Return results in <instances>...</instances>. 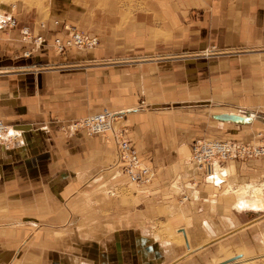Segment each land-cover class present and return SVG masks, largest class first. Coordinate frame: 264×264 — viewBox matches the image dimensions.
Listing matches in <instances>:
<instances>
[{
    "label": "crops",
    "instance_id": "0c3cea01",
    "mask_svg": "<svg viewBox=\"0 0 264 264\" xmlns=\"http://www.w3.org/2000/svg\"><path fill=\"white\" fill-rule=\"evenodd\" d=\"M137 1L144 4L133 9ZM50 6L45 28L39 14L25 20L17 7L9 12L16 26L0 29V118L20 132V141L0 144V264H211L228 228L216 233L218 192L197 189L190 144L264 133V0ZM53 19L78 22L98 43L54 52L64 29ZM23 25L46 37L30 55ZM103 105L123 111L114 127L127 125L155 171L151 183L130 184L111 133L60 130L63 119ZM230 110L247 119L216 117ZM226 162L227 178L264 170L261 156ZM187 189L194 195L178 204ZM165 226L179 229L183 243Z\"/></svg>",
    "mask_w": 264,
    "mask_h": 264
},
{
    "label": "built area",
    "instance_id": "2783aa9c",
    "mask_svg": "<svg viewBox=\"0 0 264 264\" xmlns=\"http://www.w3.org/2000/svg\"><path fill=\"white\" fill-rule=\"evenodd\" d=\"M2 16L0 19L1 28H14L17 24L16 16L12 14ZM54 24L64 29L63 35H57L53 38L52 49L58 53L68 47H77L80 49H90L95 46L99 37L96 34H87L68 21L53 19ZM40 28H45L46 21L40 20ZM23 41L28 45L23 50L25 55H30L32 50L44 44L45 36L33 30L28 25L20 27ZM33 43L29 46L30 43ZM123 111L112 110L104 107L91 114L77 117L60 124V130L65 134H74L78 131H85L88 134L101 133L107 134L111 131L114 136L117 159L123 165L126 178L131 184L136 186L140 184H149L153 181L155 171L150 165L142 159L139 150L133 141L126 135L127 127L121 124L114 127V119H121ZM12 125L0 118V144L9 146L20 141V132L13 131ZM261 134V132L259 133ZM191 158L196 166L202 171L203 177L207 183L221 184L227 178V160L228 159H252L254 157H264V136L258 141H246L241 138H195L190 144ZM218 172V173H217ZM190 196L185 192L182 194L181 201Z\"/></svg>",
    "mask_w": 264,
    "mask_h": 264
},
{
    "label": "rangeland",
    "instance_id": "374dc122",
    "mask_svg": "<svg viewBox=\"0 0 264 264\" xmlns=\"http://www.w3.org/2000/svg\"><path fill=\"white\" fill-rule=\"evenodd\" d=\"M51 1H53V0H0V14H2V16L4 15L6 17V15L11 14L9 12L15 11L13 9L18 7V11H16V12H18V16L25 19V20L36 17V15L38 16V14H39L38 17H41V20L42 19L45 20L47 17L52 16L51 15L52 6H50ZM135 4L136 5H133L134 6L133 9H140V7L144 3L137 1ZM14 5H16L15 8L14 7L12 8V6H14ZM56 6H58V4H56ZM5 11L7 13L3 14V12H5ZM12 15L15 16L14 14H12ZM2 16H0V17H2ZM71 24H73V25L75 24L77 26V28L80 27L78 22L77 23H71ZM21 36H22V34H21ZM86 50H90V49H86ZM54 52H56V51L54 50ZM56 53H58V52H56ZM106 106L103 105L99 109H94L91 112H88V113L82 114V115H78L77 117L85 116V115L91 114L92 112L99 111ZM110 109L117 110L114 108H110ZM119 111H121V110H119ZM231 112L232 111L230 110L229 113H231ZM77 117H74V118H77ZM123 117H124V115H123ZM123 117H121V119L119 121H122ZM74 118H71V119H74ZM71 119H63L62 121H60V124L63 121H68ZM126 127H127V125H126ZM108 132L111 133L110 130ZM259 133L257 134L255 139L246 140V141L253 142V141H258V140L262 139V137L264 136V133H262V132H261V134H259ZM98 134H101V133H98ZM88 135H92V134H88ZM196 138H205V137H196ZM243 140H245V139H243ZM116 157H117V153L115 155V158ZM263 160H264V157H263ZM197 173H198L197 176L200 177L199 179H201L203 181V182H200V185H198L199 187L197 188V189H199V191L202 194L205 192L211 193V191L218 192V195L211 194V197L216 196V199H217V204H214L212 207V210L216 211V213H217V214L213 215L212 217L219 224V226L216 225V227H217L216 233L219 231L225 232L224 229L228 228L226 230L227 232H225V234H223V236H220V238H224V237H227V238L221 242V245L219 247H217V249H216L217 251H216L215 255L213 256L212 261L210 260L211 264H264V210H262L260 212H257V211L254 212L252 210H247V209L239 210L237 207H235L233 209L231 207L232 206L231 203L233 202L234 197H235L234 195H236V194H234L233 192L226 193L227 192V190H226L227 186H226V188L222 189V191L224 193L222 191H220L219 189L211 187L212 185H210L209 183L206 184L207 182L205 181V179L203 177L202 171L197 172ZM197 181L199 182L198 179H197ZM227 182L229 184L228 187L231 191L237 190L239 192L242 190L243 193L248 192V191H251V189L248 188L249 185H254V186H258V187L261 186V188H262V186L264 187V185H263L264 184V170H263V172L258 173L255 176L249 175L246 177L245 176L241 177V176L237 175V173L234 172L232 175H230ZM126 183H129V182H126ZM131 185H133V184H131ZM118 186L119 185H116V187H118ZM134 186H136V185H134ZM181 191H180L181 196L179 194L180 197L178 199L175 198V201L177 203H178V200L181 199L182 194L185 192L189 193L191 196L194 195V193L192 192V189L191 190L187 189L185 192H181ZM251 194H253V193L251 192ZM237 196H239V195H237ZM133 197H134L135 203L140 201V199L139 198L137 199L136 196L133 195ZM211 197H209V198H211ZM261 197L263 198L261 201L263 202V205H264V190L261 192ZM235 213H236V216H235ZM227 215L232 217V220L234 221V223L232 222V224H231L229 220H226ZM233 224H234V226L229 227L230 225H233ZM235 226H238V227H235ZM165 227H166V232L167 233L169 232L168 238L175 240L176 243H178V242L183 243V236L179 232V229H177V230L174 229L173 231H171L168 228V226H165ZM220 235H222V234H220ZM220 238L213 239V241L219 240ZM216 244H219V243H216ZM235 255H238V256L232 258V260L230 259L227 261V259L229 257H233Z\"/></svg>",
    "mask_w": 264,
    "mask_h": 264
},
{
    "label": "bare ground",
    "instance_id": "6f19581e",
    "mask_svg": "<svg viewBox=\"0 0 264 264\" xmlns=\"http://www.w3.org/2000/svg\"><path fill=\"white\" fill-rule=\"evenodd\" d=\"M1 18V17H0ZM243 116V115H242ZM247 119V118H246ZM246 119H238V120H246ZM233 120V119H232ZM237 120V121H238ZM236 122V121H235ZM14 131V130H13ZM218 173V172H217ZM229 178V177H228ZM227 178V179H228ZM227 179H225V183H227L226 182V180ZM231 181V180H230ZM263 184V183H262ZM264 185V184H263ZM260 186V185H259ZM248 188H250L251 189V191H248V192H242V190L241 191H237V190H234V191H231L230 189H229V187H227V189H229V192H233L234 194H236L235 196H237V195H239V196H237V198H236V201H235V203L236 204H234V205H236V207L239 209V210H241V209H247V210H254V212L255 211H257V212H260V211H262V210H264V205H263V202L261 201L263 198L261 197V192L264 190V187L262 186V188H261V186L260 187H258V186H254V185H249L248 186ZM226 189V190H227ZM239 190V189H238ZM236 191V192H235ZM247 191V190H246ZM227 192H228V190H227ZM251 192L253 193V194H251ZM253 212V213H254ZM263 213V212H262ZM242 228V227H241ZM235 230V229H234ZM243 257V256H242ZM232 260V259H231Z\"/></svg>",
    "mask_w": 264,
    "mask_h": 264
},
{
    "label": "water",
    "instance_id": "95a60500",
    "mask_svg": "<svg viewBox=\"0 0 264 264\" xmlns=\"http://www.w3.org/2000/svg\"><path fill=\"white\" fill-rule=\"evenodd\" d=\"M216 117L221 118V119L227 118V119H233V120L246 119L247 118V117H244V116H242L240 114L237 115L235 113H229V112L218 113V114H216ZM236 256H238V255H235L233 257H229L227 259V261L232 259V258H234V257H236Z\"/></svg>",
    "mask_w": 264,
    "mask_h": 264
}]
</instances>
